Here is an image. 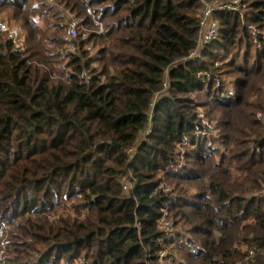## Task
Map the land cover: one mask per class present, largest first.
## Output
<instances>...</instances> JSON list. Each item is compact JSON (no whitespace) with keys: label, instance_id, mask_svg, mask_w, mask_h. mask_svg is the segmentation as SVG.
<instances>
[{"label":"trees","instance_id":"16d2710c","mask_svg":"<svg viewBox=\"0 0 264 264\" xmlns=\"http://www.w3.org/2000/svg\"><path fill=\"white\" fill-rule=\"evenodd\" d=\"M55 1L87 29L67 63L46 0H0L26 37L0 35L4 264H264V0L202 47L201 0Z\"/></svg>","mask_w":264,"mask_h":264},{"label":"built area","instance_id":"2783aa9c","mask_svg":"<svg viewBox=\"0 0 264 264\" xmlns=\"http://www.w3.org/2000/svg\"><path fill=\"white\" fill-rule=\"evenodd\" d=\"M47 5L52 7L56 13L61 18L64 26L65 31L62 35L63 40L68 43L66 48L60 51L61 58L65 60V63L68 62V57L70 54H76L79 57H81V45H80V35H79V28L83 27V19H78L76 16V13H74L70 8L66 7L65 5L55 1V0H46ZM239 0H235L232 3L229 4H218V3H208L205 0H201V20H200V26H201V35H200V41L199 46L202 47V45L209 43L216 39L218 32H219V24L217 21L213 19V13L216 10H228V11H241L239 7ZM243 12V10H242ZM86 13L89 16H93V11L91 8L86 9ZM95 22V25L98 27V32L102 33L104 32V26L102 23L98 22L95 18L93 19ZM85 28V27H84ZM0 35L6 36L7 40H9L12 43L13 50L15 52H23L26 49L25 42L26 37L25 33L22 30V28L15 24L11 18L9 17H1L0 18ZM88 35L84 34L83 39H87ZM88 50H93L91 47H87ZM199 50L197 52L192 53V57L197 56ZM80 78L86 83H89L91 81V75L88 72L86 68H83L80 73ZM167 88V84H165V89ZM200 113V118L202 119V124L204 126L202 131H199V134L202 136L207 137H213L217 134L216 125L214 122L209 121L205 115H203V112ZM81 198V196H80ZM166 213V212H164ZM60 216V213L49 215L48 219L50 221H54L58 219ZM160 226L161 229L166 234H173L176 231V228L174 227V222L169 220L167 221L165 216L160 220ZM5 233H3L2 230H0V236L3 237ZM1 245H5V240L1 242ZM166 255V252H163L161 254V258ZM4 258V257H3ZM3 258L0 257V261L4 263ZM60 264H67L66 262L62 261ZM69 264H88V262L84 258H77L73 262Z\"/></svg>","mask_w":264,"mask_h":264},{"label":"rangeland","instance_id":"374dc122","mask_svg":"<svg viewBox=\"0 0 264 264\" xmlns=\"http://www.w3.org/2000/svg\"><path fill=\"white\" fill-rule=\"evenodd\" d=\"M1 17H8L7 15H2V16H0V18ZM85 31H87V29L86 28H84V27H80L79 28V35H81L82 33H84ZM200 112H204V111H200ZM56 213H60V214H63L64 213V209H60V211H58V212H56ZM0 230H2L3 231V233H5V236H4V239L6 240V238H7V236H6V232H7V230H9V228L7 229V228H4V227H2V228H0ZM1 237V236H0ZM5 245L3 246L2 245V250L0 251V257L1 258H3L4 256H5ZM0 264H4V263H2L1 261H0Z\"/></svg>","mask_w":264,"mask_h":264}]
</instances>
